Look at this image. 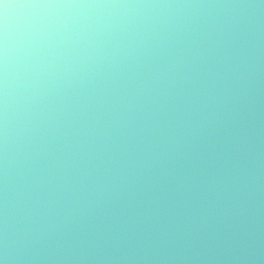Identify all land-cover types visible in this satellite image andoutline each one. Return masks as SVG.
Returning <instances> with one entry per match:
<instances>
[{
	"label": "clouds",
	"instance_id": "9594fccd",
	"mask_svg": "<svg viewBox=\"0 0 264 264\" xmlns=\"http://www.w3.org/2000/svg\"><path fill=\"white\" fill-rule=\"evenodd\" d=\"M0 264H264V0H0Z\"/></svg>",
	"mask_w": 264,
	"mask_h": 264
}]
</instances>
